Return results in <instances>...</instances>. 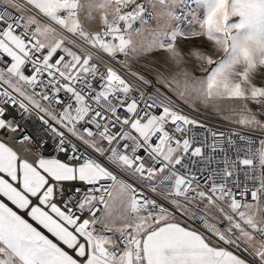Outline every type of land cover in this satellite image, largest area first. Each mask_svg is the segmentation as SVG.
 Returning a JSON list of instances; mask_svg holds the SVG:
<instances>
[{"label": "snow or ice", "instance_id": "1", "mask_svg": "<svg viewBox=\"0 0 264 264\" xmlns=\"http://www.w3.org/2000/svg\"><path fill=\"white\" fill-rule=\"evenodd\" d=\"M262 72L264 0H0V264H264Z\"/></svg>", "mask_w": 264, "mask_h": 264}, {"label": "built area", "instance_id": "2", "mask_svg": "<svg viewBox=\"0 0 264 264\" xmlns=\"http://www.w3.org/2000/svg\"><path fill=\"white\" fill-rule=\"evenodd\" d=\"M176 11L181 16V19L180 20H174L173 25L178 24V25H181V26L187 28L189 21L191 20V16L187 15L186 10L183 8H177Z\"/></svg>", "mask_w": 264, "mask_h": 264}, {"label": "rangeland", "instance_id": "3", "mask_svg": "<svg viewBox=\"0 0 264 264\" xmlns=\"http://www.w3.org/2000/svg\"><path fill=\"white\" fill-rule=\"evenodd\" d=\"M174 22V20L172 21V23ZM150 23H152L153 25H155V21H150ZM188 43H194V41H189ZM257 81L261 82L264 81V72L260 73L257 77ZM209 119H215L214 117H209Z\"/></svg>", "mask_w": 264, "mask_h": 264}]
</instances>
